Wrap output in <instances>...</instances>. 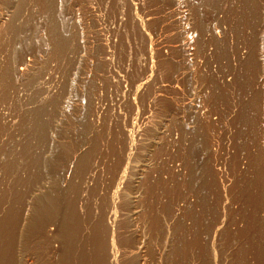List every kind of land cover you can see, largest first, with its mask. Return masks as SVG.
Listing matches in <instances>:
<instances>
[{
    "label": "rangeland",
    "instance_id": "374dc122",
    "mask_svg": "<svg viewBox=\"0 0 264 264\" xmlns=\"http://www.w3.org/2000/svg\"><path fill=\"white\" fill-rule=\"evenodd\" d=\"M263 75L264 0H0V264H264Z\"/></svg>",
    "mask_w": 264,
    "mask_h": 264
},
{
    "label": "bare ground",
    "instance_id": "6f19581e",
    "mask_svg": "<svg viewBox=\"0 0 264 264\" xmlns=\"http://www.w3.org/2000/svg\"><path fill=\"white\" fill-rule=\"evenodd\" d=\"M11 3V2H10ZM8 10V9H7ZM11 11V10H10ZM9 12V11H8ZM4 15V14H3ZM6 15V14H5ZM3 18V17H2ZM57 45V44H56ZM60 46V45H59ZM190 49V48H189ZM57 50V49H56ZM27 70V69H26ZM39 70V69H38ZM36 71V70H35ZM63 71V70H62ZM67 72V71H66ZM6 74V73H5ZM30 74V73H29ZM76 74H77V72H76ZM4 75V74H3ZM64 75H65V73H64ZM7 76H9V75H7ZM264 76V75H263ZM72 78V77H71ZM79 78V77H78ZM15 79V78H14ZM68 79V78H67ZM72 80V79H71ZM262 81V80H261ZM264 81V80H263ZM78 82V81H77ZM30 84V83H29ZM59 84V83H58ZM71 85L72 86H74L73 84H72V82H71ZM34 86V85H33ZM68 86V85H67ZM14 87H16V86H14ZM13 87V88H14ZM75 87V86H74ZM69 88V87H68ZM72 88V87H71ZM3 89V88H2ZM65 89H66V87H65ZM76 89V88H75ZM59 90V89H58ZM93 90V89H92ZM73 91V90H72ZM80 91V90H79ZM1 92V91H0ZM49 92V91H48ZM64 92V91H63ZM75 92V91H74ZM4 93V92H3ZM61 94V93H60ZM66 94V93H65ZM89 94H91V93H89ZM98 94V93H97ZM36 95H38V94H36ZM8 96V95H7ZM28 96V95H27ZM41 96V95H40ZM54 96V95H53ZM62 96V95H61ZM72 96V95H71ZM38 97H39V95H38ZM47 97V96H46ZM51 97V96H50ZM69 97V96H68ZM85 97V96H84ZM52 99V98H51ZM59 99V98H58ZM87 99V98H86ZM4 100V99H3ZM61 100V99H60ZM83 100V99H82ZM94 100H95V98H94ZM97 100V99H96ZM100 101H101V99H100ZM104 101V100H103ZM6 102V101H5ZM53 102V101H52ZM65 102V101H64ZM60 103V102H59ZM67 103V102H66ZM69 103V102H68ZM94 103H96V101L94 102ZM99 103V102H98ZM43 104V103H42ZM64 104V103H63ZM102 104V103H101ZM7 105V104H6ZM57 105V104H56ZM99 105V104H98ZM59 106V105H58ZM72 106V105H71ZM96 106V105H95ZM75 107V106H74ZM84 107V106H83ZM89 107H91V103H90V106ZM97 107V106H96ZM95 107V108H96ZM85 108V107H84ZM87 108V107H86ZM61 109V108H60ZM66 109V108H65ZM75 109V108H74ZM48 110V109H47ZM46 110V111H47ZM52 110V109H51ZM68 110H70V109H68ZM59 111V110H58ZM57 111V112H58ZM48 112V111H47ZM51 113V112H50ZM59 114V113H58ZM66 114V113H65ZM64 110H60V114H59V116L55 119V124H54V126L56 127V128H58V130L57 131H59V133H60V135H63L66 131H65V129L67 128L66 127V124L67 123H64L63 122V119H65V118H63L64 117ZM83 114V113H82ZM67 115V114H66ZM65 115V116H66ZM71 115H72V113H71ZM79 115V114H78ZM42 117H43V115H41ZM57 115H55V117H56ZM80 117V116H79ZM82 117V116H81ZM81 117H80V119H81ZM263 117V116H262ZM44 118V117H43ZM67 118V117H66ZM83 118V117H82ZM167 118V117H166ZM39 119V118H38ZM76 119V118H75ZM78 120H79V118H77ZM85 119V118H84ZM97 119V118H96ZM164 119H165V117H164ZM170 119V118H169ZM43 121H45L44 119H42ZM47 120V119H46ZM70 120V119H69ZM103 120V119H102ZM36 121V120H35ZM76 121V120H75ZM81 121V120H80ZM80 121H78V122H80ZM166 121H168V120H166ZM39 122H41V121H39ZM82 122V121H81ZM89 122H91L90 120H89ZM88 122V123H89ZM98 122V121H97ZM110 122V121H109ZM162 122H164V121H162ZM41 123H43V122H41ZM45 123V122H44ZM70 123V125H69V127L71 126V133L72 134H74L73 133V131H74V129L75 130H79V128H82V127H80L79 126V128L78 129H76V126L75 127H73L74 126V124H75V122L74 121H71V122H69ZM68 123V124H69ZM86 123V122H85ZM84 122H83V124H85ZM134 123V122H133ZM36 124V123H35ZM38 124V123H37ZM79 124H81V123H79ZM160 124H161V122H160ZM168 124V123H167ZM39 125V124H38ZM37 125V126H38ZM42 124H40V126H41ZM75 125H77V124H75ZM86 125H88V124H86ZM162 125V124H161ZM51 126V125H50ZM53 126V127H54ZM83 126V125H82ZM85 126V125H84ZM91 126H92V124H91ZM36 127V126H35ZM34 127V128H35ZM46 126H45V124H44V127H43V129H44V131H45V128ZM54 127V128H55ZM87 127V126H86ZM93 127V126H92ZM91 127V130L93 129ZM160 127V126H159ZM37 128V127H36ZM85 128V127H84ZM87 128H89V126L87 127ZM87 128H85L86 130L85 131H88L87 130ZM95 128V127H94ZM98 128V127H97ZM100 128V127H99ZM133 128V127H132ZM158 128V127H157ZM49 130V129H48ZM47 130V131H48ZM54 130V129H53ZM83 131H84V129H82ZM99 130V129H98ZM105 130V129H104ZM46 131V132H47ZM61 131H63L64 133L62 134L61 133ZM90 131V130H89ZM95 131H97V130H95ZM114 131V130H113ZM158 131H159V129H158ZM157 131V132H158ZM164 131V130H163ZM55 133V130L54 131H52V133ZM81 132V131H80ZM79 132V133H80ZM104 131H102V133H103ZM155 132V131H154ZM156 132V133H157ZM166 132V131H165ZM57 133V132H56ZM55 133V134H56ZM78 133V134H79ZM83 133H85V132H83ZM89 133V132H88ZM130 133V132H129ZM134 133V132H133ZM139 133V132H138ZM86 134H87V132H86ZM100 134H101V132H100ZM104 134V133H103ZM155 134V133H154ZM34 135V134H33ZM39 135H40V133H39ZM57 135L58 136H55V138H54V140L56 141V145H58V147H61V148H63L64 150L63 151H73L74 153H73V155H74V157L76 156V154H77V152L76 151H84L85 149H87V146H85L86 145V143H85V145L82 143L83 141H82V139L81 138H78L77 137V135L76 134H74L73 136H71L70 135V137H72L71 139L69 138V137H63V139L59 136V134L57 133ZM67 135V134H66ZM80 135V134H79ZM99 135V134H98ZM98 135H97V137H98ZM105 135H106V133H105ZM108 135V134H107ZM159 135V134H158ZM163 135V134H162ZM51 136H54V135H51ZM83 136H84V134H83ZM82 136V137H83ZM101 136V135H100ZM99 136V137H100ZM103 136V135H102ZM34 137V136H33ZM79 137H81V136H79ZM89 137V136H88ZM106 137V136H105ZM118 137V136H117ZM125 137V136H124ZM32 138V137H31ZM49 138H50V136H49ZM51 138H53V137H51ZM102 138V137H101ZM100 138V139H101ZM154 139H155V137H153ZM81 139V141L79 142V140ZM84 139V138H83ZM86 139V138H85ZM89 139V138H88ZM108 139V138H107ZM118 139V138H117ZM154 139H152V141L154 140ZM159 139V138H158ZM87 140V139H86ZM37 141V140H36ZM96 141V140H95ZM43 142V141H42ZM48 142V141H47ZM137 142V141H136ZM155 142V141H154ZM157 142V141H156ZM155 142V143H156ZM98 143V142H97ZM132 143V142H131ZM54 144V143H53ZM117 144V143H116ZM152 144V143H151ZM49 145H52V142H51V144H49ZM55 145V146H56ZM90 145V144H89ZM98 145V144H97ZM120 145V144H119ZM130 145V144H129ZM156 145V144H155ZM48 146V145H47ZM54 146V145H53ZM57 147V149H59ZM151 147V146H150ZM45 148V147H44ZM51 148V147H50ZM52 148H54V147H52ZM98 148H99V146H98ZM101 148V147H100ZM46 149H49V147L48 148H46ZM56 149V148H55ZM56 149V150H57ZM90 149V148H89ZM125 149V148H124ZM151 149V148H150ZM45 150V149H44ZM43 150V151H44ZM50 150H52V149H50ZM99 150V149H98ZM59 151H61V149L59 150ZM63 151H61V152H63ZM86 151H88V150H86ZM97 151V150H96ZM118 151V150H117ZM139 151V150H138ZM45 152V151H44ZM48 152H49V150H48ZM55 152V151H54ZM53 152V153H54ZM56 152H58V151H56ZM55 152V153H56ZM85 152V151H84ZM83 152V153H84ZM47 153V152H46ZM43 154L44 155V162L46 163V165L48 164V163H50L48 160H49V158H48V154ZM51 153V152H50ZM60 152H58V154H59ZM65 153V152H64ZM57 154V153H56ZM57 154V155H58ZM67 154H70V153H67ZM67 154H65V156L67 155ZM82 154V153H81ZM62 155V154H61ZM72 155V154H71ZM80 155V154H79ZM140 155V154H139ZM51 156H52V154H51ZM64 156V157H65ZM104 156V155H103ZM147 156V155H146ZM73 157V156H72ZM78 157V156H77ZM82 157V156H81ZM52 158H53V156H52ZM55 158V157H54ZM58 158V157H57ZM59 158H61V157H59ZM63 158V157H62ZM84 158V157H83ZM41 159H43V158H41ZM64 159V158H63ZM76 159V158H75ZM80 159V158H79ZM53 160H55L56 161V158L55 159H53ZM59 160V159H58ZM61 160V159H60ZM66 160V159H65ZM77 160V159H76ZM85 160V159H84ZM132 160V159H131ZM144 160V159H143ZM70 161H71V159H70ZM74 161V160H73ZM86 161V160H85ZM93 161V160H92ZM10 162V161H9ZM79 162V161H78ZM81 162V161H80ZM80 162H79V164H80ZM90 162V161H89ZM129 162V161H128ZM148 162V161H147ZM14 163V162H13ZM52 163V162H51ZM62 163H63V161H62ZM67 163H68V161H67ZM71 163V162H70ZM69 163V164H70ZM94 163V162H93ZM137 163V162H136ZM146 163V162H145ZM64 165L66 164V162L65 163H63ZM62 164V165H63ZM77 164V163H76ZM95 164V163H94ZM102 164V163H101ZM134 164V163H133ZM139 164V163H138ZM142 164V163H141ZM73 165H75V163H73ZM83 165V164H82ZM132 165V164H131ZM146 165V164H145ZM40 166H42V165H40ZM45 166V165H44ZM48 166V165H47ZM47 166H45V167H47ZM87 166V165H86ZM147 166V165H146ZM53 167V166H52ZM65 167H66V165H65ZM95 167V166H94ZM139 167H140V165H139ZM10 168V167H9ZM83 168V167H82ZM89 168V167H88ZM101 168V167H100ZM137 168H138V166H137ZM143 168V167H142ZM43 169V168H42ZM72 169V168H71ZM102 169V168H101ZM110 169V168H109ZM140 169V168H139ZM45 170V169H44ZM51 170V169H50ZM64 170V169H63ZM82 170V169H81ZM113 170H115V169H113ZM141 171H143L144 169H140ZM89 171H90V169H89ZM125 171V170H124ZM139 171V170H138ZM106 172V171H105ZM54 174V173H53ZM58 174H60V173H58ZM78 174V173H77ZM93 174V173H92ZM101 174V173H100ZM132 174V173H131ZM139 175H140V173H138ZM60 175H63V173L62 174H60ZM72 175V174H71ZM134 175L135 174H133V177H134ZM42 176V175H41ZM59 176V175H58ZM57 175H56V177H55V179L58 177ZM70 176V175H69ZM138 176V175H137ZM72 177V176H71ZM141 177V176H140ZM112 178V177H111ZM137 178H139V177H137ZM142 178V177H141ZM60 179V178H59ZM56 180V181H59V185L60 184H63V181H60V180ZM62 179H64V178H62ZM91 179V178H90ZM134 179V178H133ZM136 179V178H135ZM100 180V179H99ZM137 180H139V179H137ZM55 181V182H56ZM86 181H87V179H86ZM136 181V180H135ZM62 182V183H61ZM80 182V181H79ZM137 182H139V181H137ZM43 183V182H42ZM118 183V182H117ZM87 184V183H86ZM116 184V183H115ZM85 185V184H84ZM133 185V184H132ZM44 186H46V185H44ZM64 186V185H63ZM74 186V185H73ZM87 186H88V184H87ZM95 186V185H94ZM47 187V186H46ZM45 187V188H46ZM71 187V186H70ZM48 188V187H47ZM51 188V187H50ZM56 189H57V187H55ZM59 188V187H58ZM86 189V188H85ZM48 191H50V189H47ZM55 192H58V191H56V190H54ZM64 191V190H63ZM83 191V190H82ZM96 191V190H95ZM99 191V190H98ZM41 192V191H40ZM44 192H45V190H44ZM51 192H53L52 190H51ZM51 192H48L47 193V195H49V193H51ZM62 193V192H61ZM64 193V192H63ZM98 193V192H97ZM119 194V193H118ZM45 195V194H44ZM46 195V196H47ZM99 195V194H98ZM53 196H55L57 199H58V197H59V192L58 193H56L55 195L53 194ZM61 196V195H60ZM139 196V195H138ZM45 197V196H44ZM50 197V196H49ZM47 198V197H46ZM54 198V197H53ZM70 198V197H69ZM50 199V198H49ZM74 199V198H73ZM44 200H45V198H44ZM52 200H55V199H52ZM60 200V199H59ZM66 200V199H65ZM50 201H51V199H50ZM97 201V200H96ZM52 202V201H51ZM58 202V201H57ZM54 203H56V201L54 202ZM47 204H48V202H47ZM52 204V203H51ZM57 204V203H56ZM54 207H55V205H54ZM66 207V206H65ZM74 207V206H73ZM94 207V206H93ZM75 208V207H74ZM132 209V208H131ZM90 212V211H89ZM132 212V211H131ZM64 215V214H63ZM133 215H135V211H134V214ZM51 216V215H50ZM46 219V218H45ZM63 220V219H62ZM106 221V220H105ZM44 222V221H43ZM65 223V222H64ZM51 224V223H50ZM69 224V223H68ZM90 224V223H89ZM70 226V225H69ZM76 226V225H75ZM73 227V226H72ZM100 228V227H99ZM103 229V228H102ZM64 231V230H63ZM64 233V232H63ZM63 238V237H62ZM67 238V237H66ZM55 247V246H54ZM140 247V246H139ZM58 257V256H57ZM141 259V258H140Z\"/></svg>",
    "mask_w": 264,
    "mask_h": 264
}]
</instances>
